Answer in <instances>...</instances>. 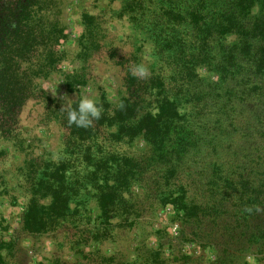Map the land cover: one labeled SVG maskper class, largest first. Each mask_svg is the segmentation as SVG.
<instances>
[{"label":"trees","instance_id":"obj_1","mask_svg":"<svg viewBox=\"0 0 264 264\" xmlns=\"http://www.w3.org/2000/svg\"><path fill=\"white\" fill-rule=\"evenodd\" d=\"M116 1L83 15L79 67L67 77L70 90L90 83L108 20L124 19L130 53L116 54L121 91L116 102H97L99 120L77 128L67 112L79 99L63 107L38 91L64 55L65 27L46 14L47 0H0V138L17 141L21 110L37 98L62 127L58 153L29 159L24 229L78 222L93 203L101 234L123 232L145 228L170 204L180 239L202 253L175 250L169 260L150 251L139 264H246L248 256L264 264V0ZM133 65L147 77L132 76ZM141 137L146 146L137 150Z\"/></svg>","mask_w":264,"mask_h":264},{"label":"rangeland","instance_id":"obj_2","mask_svg":"<svg viewBox=\"0 0 264 264\" xmlns=\"http://www.w3.org/2000/svg\"><path fill=\"white\" fill-rule=\"evenodd\" d=\"M118 5L116 0H47L49 10L46 14L58 19L65 27L61 45L64 55L56 69L38 81L40 93L44 92L63 107L85 96L97 102L103 98L111 102L118 100L124 73L117 64V55L130 53L126 44L129 24L124 19L108 20L106 43L95 58L94 77L90 83L70 90L71 80L67 77L79 67L76 54L84 29L83 15L103 13ZM233 39V36L227 37V41ZM113 54H117L116 57ZM146 56L140 54L139 58L143 61ZM200 73L210 76L204 69H200ZM19 120L17 141L0 138V150L6 152L0 159V241L6 244L0 252L4 255L5 264H74L83 260L88 264H139L144 257H150V251L169 260L175 250L195 256L202 253L197 242L180 239L181 223L170 204L161 208L145 228L133 224L123 232L108 230L101 234L100 211L90 203L78 222L59 223L60 226L56 225L48 232L26 231L24 214L30 196L26 191L25 175L29 159L58 153L62 127L44 117V106L39 98L29 100L23 106ZM145 146L142 137L135 142L137 150ZM204 254L207 262L214 259L212 248L208 247ZM164 264L176 263L167 261ZM246 264H257V261L248 256Z\"/></svg>","mask_w":264,"mask_h":264},{"label":"clouds","instance_id":"obj_3","mask_svg":"<svg viewBox=\"0 0 264 264\" xmlns=\"http://www.w3.org/2000/svg\"><path fill=\"white\" fill-rule=\"evenodd\" d=\"M132 76L137 78H146L147 69L143 65H133L130 67ZM102 106L90 97H82L79 99L77 106L67 112L68 124L75 125L77 128H87L101 118Z\"/></svg>","mask_w":264,"mask_h":264}]
</instances>
